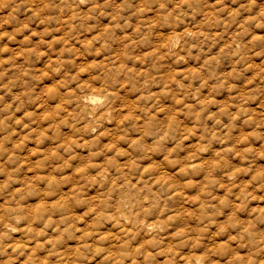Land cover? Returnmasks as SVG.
Returning a JSON list of instances; mask_svg holds the SVG:
<instances>
[{
	"label": "clouds",
	"instance_id": "9594fccd",
	"mask_svg": "<svg viewBox=\"0 0 264 264\" xmlns=\"http://www.w3.org/2000/svg\"><path fill=\"white\" fill-rule=\"evenodd\" d=\"M0 264H264V0H0Z\"/></svg>",
	"mask_w": 264,
	"mask_h": 264
}]
</instances>
